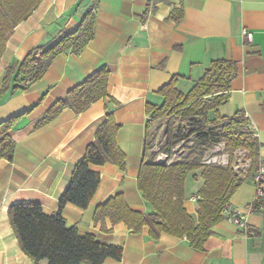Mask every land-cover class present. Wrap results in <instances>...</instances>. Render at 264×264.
I'll use <instances>...</instances> for the list:
<instances>
[{"label": "crops", "instance_id": "obj_1", "mask_svg": "<svg viewBox=\"0 0 264 264\" xmlns=\"http://www.w3.org/2000/svg\"><path fill=\"white\" fill-rule=\"evenodd\" d=\"M90 8L94 37L82 51L58 54L28 90L0 97V121L29 110L10 130L15 142L12 161L0 158V264H33L19 246L8 208L28 201L39 204L46 214L56 212L75 165L105 118L107 99L81 113L66 106L46 125L35 126L56 101L102 66L109 70L107 92L119 102L113 114L125 166L123 170L110 162L91 166L100 174L98 188L86 209L64 206L66 226L122 248L119 260L107 258L102 264H264V217L245 211L255 192L254 171L248 167L240 172L242 182L227 204L245 213L253 235L221 219L211 226L203 249L196 250L186 238L161 234L153 240L147 227L134 234L122 222L112 225L107 217L94 219L96 207L117 194L130 209L150 212L136 187L148 124L146 105L163 103L158 91L173 77L176 89L186 94L215 60L236 64L218 114L245 118L259 143L258 160L264 158V0H41L7 39L0 57V90L9 65L21 61L33 47L48 46L62 33L74 31ZM171 15L179 18L170 19ZM243 30L251 32V41ZM191 174L201 188V170ZM187 189L186 176L184 207L196 219L199 190Z\"/></svg>", "mask_w": 264, "mask_h": 264}, {"label": "trees", "instance_id": "obj_2", "mask_svg": "<svg viewBox=\"0 0 264 264\" xmlns=\"http://www.w3.org/2000/svg\"><path fill=\"white\" fill-rule=\"evenodd\" d=\"M40 1L0 0V57L14 27L25 20ZM169 18H173V15ZM94 25V9L90 8L74 31L62 33L48 46L33 47L21 61L9 65L2 78L0 97L7 92L12 95L28 90L32 83L42 78L58 54L68 50L76 54L82 51L94 37ZM235 74L234 62L215 60L186 94L176 89V77L160 88L158 93L163 97V103L160 106L146 105V114L154 115L151 122L167 119L164 131L167 157L177 141L182 139V126L174 127L171 124L170 119L175 116H179L181 122H190L188 133L194 135L197 146L183 159L164 163L154 160L152 155V159L147 161L148 122L136 187L150 212L130 209L123 195L117 194L96 207V221L107 217L112 225L122 222L134 234H140L143 227H147L148 235L153 240L167 234L186 238L194 249H203L205 241L212 234L211 226L222 219L223 206L242 182L240 175L231 167L235 151H247L249 171H255L258 162L259 143L251 132L243 130L247 127L245 118L218 114ZM108 77V68L100 67L70 89L64 98L56 101L35 126L38 129L46 125L66 106L75 113H81L92 103L107 99L105 118L95 131L94 141L87 146L83 158L75 165L69 184L59 198L56 212L46 214L39 204L28 201L12 203L8 208L19 246L33 264H102L107 258L119 260L122 257L120 246L100 243L92 234L79 235L75 227L66 226L62 215L68 203L81 209L88 207L100 183V174L91 169L92 165L110 162L124 169L125 155L116 143L119 126L113 114L119 102L107 92ZM28 112L25 110L0 121V158L12 161L15 142L10 130ZM210 113H214L213 118ZM215 143L224 144L227 165L202 161L205 152ZM197 170H201L204 182L198 191L200 199L197 200V217L194 219L184 207L185 179L188 173Z\"/></svg>", "mask_w": 264, "mask_h": 264}, {"label": "rangeland", "instance_id": "obj_3", "mask_svg": "<svg viewBox=\"0 0 264 264\" xmlns=\"http://www.w3.org/2000/svg\"><path fill=\"white\" fill-rule=\"evenodd\" d=\"M171 120V124L174 127L182 126V135L180 140L177 141L176 145L171 150L170 155L167 157L166 155V147H165V139H164V131L167 123V119H157L149 123V131H148V141H147V155L148 159H152V155H154V160L156 161H165L170 162L176 161L179 159H183L190 153L192 148L197 146V141L195 140L194 135H190L188 133L189 123L188 121L181 122L179 116L173 117ZM246 133L250 132L247 127L243 129ZM216 150V151H215ZM218 155V157L213 158L214 155ZM234 158L231 163L232 169L240 174L245 168L249 166L250 160L247 157V151L244 149H238L234 153ZM212 160H215L214 162ZM202 161L205 163H216L220 165H227L228 156L224 153V144L223 143H215L211 148H209L203 158ZM187 180L189 182V189L186 191L188 193H194L199 188L197 186L198 182L196 178L188 173ZM198 187V188H197ZM192 189V190H191ZM200 189V188H199ZM198 189V190H199Z\"/></svg>", "mask_w": 264, "mask_h": 264}, {"label": "built area", "instance_id": "obj_4", "mask_svg": "<svg viewBox=\"0 0 264 264\" xmlns=\"http://www.w3.org/2000/svg\"><path fill=\"white\" fill-rule=\"evenodd\" d=\"M242 35L248 40H252L251 32L243 30ZM153 117V114L147 115L146 121L150 123ZM244 117H246V115ZM253 184L255 188L254 196L251 202L245 207V211L247 213L259 214L264 217V158L259 159L257 162V167L253 175ZM221 216L223 220L243 230L246 235L254 234L252 227L246 222L244 212L233 209L229 207L228 204H225L221 210Z\"/></svg>", "mask_w": 264, "mask_h": 264}]
</instances>
